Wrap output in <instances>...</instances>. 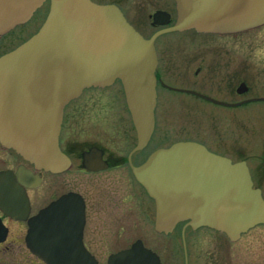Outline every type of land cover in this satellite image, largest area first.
Listing matches in <instances>:
<instances>
[{"label":"water","instance_id":"1","mask_svg":"<svg viewBox=\"0 0 264 264\" xmlns=\"http://www.w3.org/2000/svg\"><path fill=\"white\" fill-rule=\"evenodd\" d=\"M45 1L0 0V36L24 24ZM174 3L175 23L146 39L114 5L49 0L38 30L0 56V144L35 169L65 170L69 160L58 147L64 107L84 89L118 80L141 148L154 126L155 39L190 29L223 34L264 24V0ZM133 173L155 203L159 233L186 221L192 229L207 227L236 241L264 224V200L245 163H232L196 142L158 148ZM82 218L80 206L73 210L68 196L50 203L29 222L27 246L45 264H97L80 242ZM184 257L187 264L185 246ZM107 264L160 262L136 242Z\"/></svg>","mask_w":264,"mask_h":264},{"label":"flooded vegetation","instance_id":"2","mask_svg":"<svg viewBox=\"0 0 264 264\" xmlns=\"http://www.w3.org/2000/svg\"><path fill=\"white\" fill-rule=\"evenodd\" d=\"M91 1L116 6L139 34L145 37L148 33L145 38L171 27L176 19L173 0ZM263 28L198 33L197 41L178 45L183 54L180 62L170 52L165 58L158 57L157 38L154 126L141 148H137V133L118 81L113 83L117 84L114 90L83 91L98 89L102 103L95 105L87 97L85 105L69 107L82 92L65 107L58 136V147L69 160L65 170L35 169L0 144V264H6L4 259L10 255L29 256L31 264H44L27 246L29 221L64 196L69 197L73 210L80 206V242L97 264H107L109 257L136 242L154 253L161 264H185L184 246L187 264H264V251L250 249V245L245 250L234 247L222 256L219 237L226 236L207 227L192 229L181 221L172 232H157L155 203L133 173L156 149L193 141L232 163L244 162L252 186L263 197L256 184L264 183V170L252 172L247 160L264 151V37L249 34ZM170 48L167 44L164 51ZM11 49L7 40L0 45V56ZM174 113L178 116L172 117ZM190 115H195L196 122L188 123ZM193 124L195 130H190ZM253 138L259 140L257 149L252 146ZM178 228L181 257L173 253L172 234ZM200 229L222 236H208L216 243L199 250L203 249L202 237L193 239V233ZM247 233L233 242L226 239L232 245Z\"/></svg>","mask_w":264,"mask_h":264},{"label":"rangeland","instance_id":"3","mask_svg":"<svg viewBox=\"0 0 264 264\" xmlns=\"http://www.w3.org/2000/svg\"><path fill=\"white\" fill-rule=\"evenodd\" d=\"M48 4H49L48 1L44 2L43 5L40 8H38V10L24 24L18 25L15 28L11 29L10 31L6 32L5 34L1 35L0 45L4 46V43L7 40H10L12 48H14L16 45H18L19 43L27 39L42 24L44 20V16L46 14L45 12L48 9ZM259 33H260V37H264V28L253 30L249 34H251L252 36L255 35L253 37L255 38V37H258ZM144 34H145V37L148 35V33H144ZM199 35L200 34L196 33L193 30H187V31L180 32V33H169V34L160 36L156 42V45H157L156 47H157V51L159 54L158 57H160V59L165 58L167 57L168 52H170V56L175 57V59H177V61L180 62V60L183 58V54L180 52V50H178V47H179L178 45L185 41H197ZM167 44H169L171 48L167 51H164V48ZM116 85L117 84H113L109 86L108 88L106 87V89L114 90L116 88ZM87 97H92L94 99L92 103L95 105L98 103H102L101 102L102 98H104L103 96L100 95V92L98 89H90V90L83 92L81 96L75 102H73L69 107L73 106L74 108V107H78V106L80 107V106L85 105L84 100L87 99ZM81 116H84V114H81ZM171 116L177 117L178 114L174 113ZM71 121L72 119H67V122H71ZM189 122H193V123L196 122L195 115L189 116L188 123ZM189 129L195 130V124H193L192 126H189ZM258 143H259V140L253 138L252 140L253 148L257 149L258 147L256 146V144ZM263 157H264V151H262L261 149L255 154V157L247 158L248 164L252 172L257 173L260 168H263L264 170ZM256 185L261 187L262 192H263L262 193L263 198H264V183H257ZM213 235L216 237L222 236L219 233H216V232L210 233L203 229H200L198 232L193 233V239L199 240L202 237L203 241H201L200 244L203 246V249H199V250H205L207 249L206 245H209L210 243H216V241L211 242L208 239V236L213 237ZM189 236H190V233L187 234L188 238ZM179 237H180V230L178 228V230L174 231L172 234L173 253H175L178 257H181L182 248L180 245ZM248 245H250L249 247L250 249L252 247V249H262V251H264V225H259L251 229L246 235L242 236L239 242L232 244V245H229L228 240L225 237L223 238L219 237V249L221 251L222 256H227V253L228 252L230 253L234 247L235 249L245 250ZM263 257H264V254H263ZM4 260L6 261V264H31L32 259L29 256L14 257L13 255H10V256L5 257Z\"/></svg>","mask_w":264,"mask_h":264},{"label":"bare ground","instance_id":"4","mask_svg":"<svg viewBox=\"0 0 264 264\" xmlns=\"http://www.w3.org/2000/svg\"><path fill=\"white\" fill-rule=\"evenodd\" d=\"M73 100H74V99H73ZM73 100H71V101H73ZM71 101H70V102H71ZM70 102H69V103H70ZM69 103H68V104H69ZM68 104H67V105H68ZM67 105H66V106H67Z\"/></svg>","mask_w":264,"mask_h":264}]
</instances>
